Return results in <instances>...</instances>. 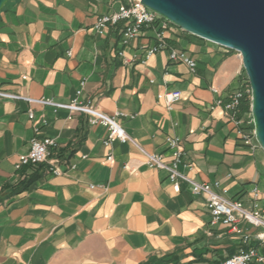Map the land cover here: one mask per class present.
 <instances>
[{"label":"crops","instance_id":"1","mask_svg":"<svg viewBox=\"0 0 264 264\" xmlns=\"http://www.w3.org/2000/svg\"><path fill=\"white\" fill-rule=\"evenodd\" d=\"M123 2L8 0L0 11V264H221L243 234L264 229L212 225L204 195L183 179L175 191L166 170L146 165L154 153L169 161L165 139L179 137L190 180L264 206V150L246 145L217 103L241 85L240 56L172 24L165 48L149 55L156 23L125 45L121 23L96 31V18ZM172 49L195 70L169 60ZM83 79L80 100L121 112L125 143L104 146V127L70 114ZM174 90L181 97L167 107L158 95ZM33 137L55 139L51 163L16 169Z\"/></svg>","mask_w":264,"mask_h":264},{"label":"built area","instance_id":"2","mask_svg":"<svg viewBox=\"0 0 264 264\" xmlns=\"http://www.w3.org/2000/svg\"><path fill=\"white\" fill-rule=\"evenodd\" d=\"M121 23L122 43L125 45L133 39L139 37L145 27L157 24L155 38L157 43L147 51V55L165 48V31L170 28L171 23L160 17L155 12L145 7L141 0H125L119 6L108 13L102 14L96 18L94 28L99 33L104 31L107 25L115 26ZM70 55V52H67ZM169 60L174 62L184 63L190 71L195 70V61L187 56L184 52L175 49L170 50ZM85 80H81L79 87L76 89V96L66 105L70 114L83 113L87 118V123L91 126L100 125L105 128V135L102 140L104 146L108 147L113 142L125 143L128 140V135L122 128L119 118L122 113L119 111L113 114H105L94 106L90 100L82 102L80 96L83 92ZM248 93V90L238 87L231 92L228 98L217 100L218 104H222L225 116L237 126V133L246 145L252 146L254 139L253 130L246 129L244 126L252 124L250 110L237 118L236 109L241 99ZM181 97V92L178 90L165 92L158 95L159 99H163L167 107H171ZM29 117L32 119L33 114L29 112ZM45 123V121H43ZM166 144L170 150V160L164 161L161 154L154 153L147 156L146 165L151 168L164 169L167 171L168 180L175 191H179V180H186L189 185V190L193 195H204L207 207L210 211V223H220L228 228L231 232L238 231V223L245 221L249 225L264 227V206H258L253 202L251 207H245L239 200H228L214 191L216 183H203L190 180L183 172L179 170V166L190 168L191 164L184 161V152L181 147L179 137L167 136ZM57 149L55 139L43 137L41 139L33 137L29 142V149L26 153L19 155L18 161L15 164L16 169L22 167H38L41 164H50L49 149ZM84 157V156H83ZM111 155H108L106 160L111 161ZM71 168L74 165H70ZM124 168H127L125 165ZM50 173L59 175L63 171L57 166L48 167ZM257 189L251 190L253 198L257 196ZM264 243V229L254 234H243L241 236V246L236 253L227 256L221 264H252L264 263V253L259 252L252 244L253 242Z\"/></svg>","mask_w":264,"mask_h":264},{"label":"water","instance_id":"3","mask_svg":"<svg viewBox=\"0 0 264 264\" xmlns=\"http://www.w3.org/2000/svg\"><path fill=\"white\" fill-rule=\"evenodd\" d=\"M8 0H0V11ZM172 25L238 53L250 88L256 143L264 150V0H141Z\"/></svg>","mask_w":264,"mask_h":264},{"label":"trees","instance_id":"4","mask_svg":"<svg viewBox=\"0 0 264 264\" xmlns=\"http://www.w3.org/2000/svg\"><path fill=\"white\" fill-rule=\"evenodd\" d=\"M239 87H241L245 90L247 89L248 93L241 99V101H240V103L236 109L237 118H241L244 113L249 112V110H250V88H249L248 81H247L246 75L244 73V70H243V77H242L241 85ZM244 128L253 130V124L248 125V126H244ZM30 168L34 169L36 167H30ZM27 175H28V173H25L22 175L18 184L15 185V188L20 186L21 184H22V187H25L24 184L26 183L25 181L28 178Z\"/></svg>","mask_w":264,"mask_h":264},{"label":"rangeland","instance_id":"5","mask_svg":"<svg viewBox=\"0 0 264 264\" xmlns=\"http://www.w3.org/2000/svg\"><path fill=\"white\" fill-rule=\"evenodd\" d=\"M3 8V7H2Z\"/></svg>","mask_w":264,"mask_h":264}]
</instances>
